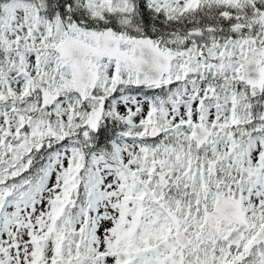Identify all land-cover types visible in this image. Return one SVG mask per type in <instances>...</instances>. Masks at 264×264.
Returning <instances> with one entry per match:
<instances>
[{
    "label": "snow or ice",
    "instance_id": "1",
    "mask_svg": "<svg viewBox=\"0 0 264 264\" xmlns=\"http://www.w3.org/2000/svg\"><path fill=\"white\" fill-rule=\"evenodd\" d=\"M0 264H264V0H0Z\"/></svg>",
    "mask_w": 264,
    "mask_h": 264
}]
</instances>
